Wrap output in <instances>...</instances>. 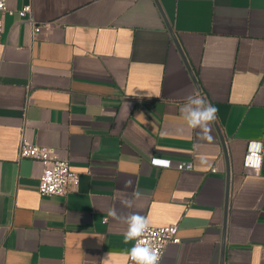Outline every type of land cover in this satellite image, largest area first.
<instances>
[{
    "label": "crops",
    "instance_id": "1",
    "mask_svg": "<svg viewBox=\"0 0 264 264\" xmlns=\"http://www.w3.org/2000/svg\"><path fill=\"white\" fill-rule=\"evenodd\" d=\"M6 4L0 264H128L133 213L178 226L160 264H264V166L244 167L249 143H264V0ZM190 96L219 110L211 141L181 115ZM22 140L69 160L78 185L41 196L43 164L18 161Z\"/></svg>",
    "mask_w": 264,
    "mask_h": 264
},
{
    "label": "built area",
    "instance_id": "2",
    "mask_svg": "<svg viewBox=\"0 0 264 264\" xmlns=\"http://www.w3.org/2000/svg\"><path fill=\"white\" fill-rule=\"evenodd\" d=\"M6 2L7 0H0V33L2 31L4 17L7 14L15 13L14 11L8 9ZM16 12L19 14L20 17H26L28 19L29 23L32 25V35L33 37H35L40 31V26L36 23V21L31 15V6L25 5L22 9ZM248 152L249 146L247 149L246 157L248 155ZM261 155H264V152H262ZM17 158L18 161H21L23 159H34L40 161L43 164V172L38 185V193L43 197H65L70 193L71 189L79 183V174L71 169L69 160L61 159L57 155L56 150L54 148L40 146L30 143L26 140H22L18 148ZM171 167H174L173 162L171 166L167 168ZM244 167L246 171L254 174H258L262 170V166L258 170L248 167L245 161ZM177 168L184 170H192L193 165L192 163H179L177 165ZM140 239L151 244L154 251H156V253L160 257L159 264L164 256L166 247L169 244L181 243V238L179 237V228L176 225H170L165 227L150 226L147 232L142 237H140ZM136 242V240H133V246L136 244ZM128 264H134L129 255Z\"/></svg>",
    "mask_w": 264,
    "mask_h": 264
},
{
    "label": "clouds",
    "instance_id": "3",
    "mask_svg": "<svg viewBox=\"0 0 264 264\" xmlns=\"http://www.w3.org/2000/svg\"><path fill=\"white\" fill-rule=\"evenodd\" d=\"M218 108L199 96H190L188 102L180 109L181 115L186 125L191 129H199L197 135L203 139L211 141L212 122L217 119ZM264 143L260 141H251L249 143V152L245 163L248 167L259 169L264 166ZM172 164L169 160L160 157H152V165L154 167H170ZM131 181L126 182V187L131 186ZM122 203L126 207H133L132 200H125ZM113 218L120 219L115 210L109 213ZM127 224V230L124 233V242L136 240V244L130 249L129 256L134 264H159L160 257L154 251L150 243L140 239L150 227L147 217L139 213H133L124 217Z\"/></svg>",
    "mask_w": 264,
    "mask_h": 264
}]
</instances>
